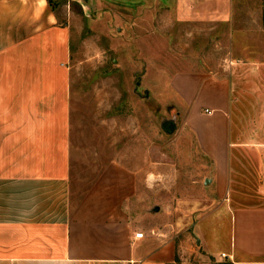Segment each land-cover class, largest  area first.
Here are the masks:
<instances>
[{
	"label": "crops",
	"instance_id": "obj_1",
	"mask_svg": "<svg viewBox=\"0 0 264 264\" xmlns=\"http://www.w3.org/2000/svg\"><path fill=\"white\" fill-rule=\"evenodd\" d=\"M73 1L83 2L64 0L63 9L60 0H0V264H264V203H243L231 187L232 153L244 143L232 128L227 78L194 71L172 81L188 105L186 124L214 162L209 179L221 205L198 226L206 257L152 223L157 215L143 200L151 169L107 164L76 194ZM234 1L174 0L175 13L189 22H226Z\"/></svg>",
	"mask_w": 264,
	"mask_h": 264
},
{
	"label": "rangeland",
	"instance_id": "obj_2",
	"mask_svg": "<svg viewBox=\"0 0 264 264\" xmlns=\"http://www.w3.org/2000/svg\"><path fill=\"white\" fill-rule=\"evenodd\" d=\"M175 11L174 0L72 2V182L82 194L107 164L151 169L143 200L152 223L206 257L198 226L221 205L207 180L214 162L172 81L194 71L229 80L232 128L244 143L232 153L231 187L243 203L263 204L264 0H235L226 22H189Z\"/></svg>",
	"mask_w": 264,
	"mask_h": 264
},
{
	"label": "built area",
	"instance_id": "obj_3",
	"mask_svg": "<svg viewBox=\"0 0 264 264\" xmlns=\"http://www.w3.org/2000/svg\"><path fill=\"white\" fill-rule=\"evenodd\" d=\"M144 236V232L143 231H139L136 233V237H143Z\"/></svg>",
	"mask_w": 264,
	"mask_h": 264
},
{
	"label": "water",
	"instance_id": "obj_4",
	"mask_svg": "<svg viewBox=\"0 0 264 264\" xmlns=\"http://www.w3.org/2000/svg\"><path fill=\"white\" fill-rule=\"evenodd\" d=\"M207 180H210V179H207Z\"/></svg>",
	"mask_w": 264,
	"mask_h": 264
},
{
	"label": "trees",
	"instance_id": "obj_5",
	"mask_svg": "<svg viewBox=\"0 0 264 264\" xmlns=\"http://www.w3.org/2000/svg\"><path fill=\"white\" fill-rule=\"evenodd\" d=\"M50 2H51V0H50Z\"/></svg>",
	"mask_w": 264,
	"mask_h": 264
}]
</instances>
